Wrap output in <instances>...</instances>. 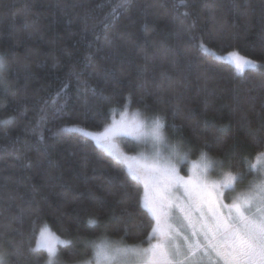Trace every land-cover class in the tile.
I'll use <instances>...</instances> for the list:
<instances>
[{
	"label": "trees",
	"instance_id": "obj_1",
	"mask_svg": "<svg viewBox=\"0 0 264 264\" xmlns=\"http://www.w3.org/2000/svg\"><path fill=\"white\" fill-rule=\"evenodd\" d=\"M184 3L0 0L7 264H47L46 251H31L45 225L70 242L59 246L56 264L91 259L93 241L148 244L155 220L143 185L76 128L104 129L127 98L130 109L162 117L192 158L203 150L230 163L243 175L237 188L256 175L245 161L264 150V65L240 73L206 48L264 62V0Z\"/></svg>",
	"mask_w": 264,
	"mask_h": 264
},
{
	"label": "snow or ice",
	"instance_id": "obj_2",
	"mask_svg": "<svg viewBox=\"0 0 264 264\" xmlns=\"http://www.w3.org/2000/svg\"><path fill=\"white\" fill-rule=\"evenodd\" d=\"M126 3L127 0H121L120 6ZM180 4L186 6L184 0H180ZM229 59L238 70L254 63L235 51L229 53ZM3 67L4 58L0 56V69ZM130 104L127 98L125 112ZM139 115L137 113L131 120L122 115L118 123L95 134L94 139L114 159L126 163L131 177L144 181L146 190L152 185L153 193L145 192L143 206L156 221L153 236L148 238L147 247L128 245L123 238L119 243L90 242L92 258L77 264H200V254L209 256L211 253L218 258L217 264H264V150L257 152L251 162L245 161L250 171L260 173V179L250 182L246 189L232 197L231 202L225 203V194L236 191V184L243 175L232 170L233 166L227 161L209 160L203 150L199 161H189L186 151L169 143L159 116L149 120ZM118 135L136 139L148 137L144 147L150 156L142 154L135 164L127 163L126 154L113 143ZM184 163L191 165L187 176L181 175L178 167ZM217 166L228 170L222 173V178L210 180L209 174ZM181 188L187 200H172V190ZM193 213L198 214L195 220ZM89 222L95 223L94 220ZM186 229L191 230L190 235ZM177 236L183 237L186 250L176 242ZM52 239L53 234L45 226L39 232L36 246L31 249L33 253L46 251L47 264H56L59 256ZM56 239L59 243H70ZM0 264H7L3 256H0Z\"/></svg>",
	"mask_w": 264,
	"mask_h": 264
},
{
	"label": "rangeland",
	"instance_id": "obj_3",
	"mask_svg": "<svg viewBox=\"0 0 264 264\" xmlns=\"http://www.w3.org/2000/svg\"><path fill=\"white\" fill-rule=\"evenodd\" d=\"M206 50L210 53V54H213L214 56H216L217 58L221 59V60H226L227 62H230L232 63V61L229 59V53L235 51V52H238L237 50H232V51H228V52H224V53H221V52H218V51H215L211 48H206ZM239 53V52H238ZM241 56H244L242 55L241 53H239ZM244 57H247V56H244ZM249 58V57H247ZM251 61H253L254 63L251 64V65H247L245 66L243 69L241 70H238L236 68V70L240 73H242L245 69L247 68H258V67H261L262 65H264V62H261V61H257L255 59H252V58H249ZM233 64V63H232ZM234 65V64H233ZM235 66V65H234ZM137 113H139V118L143 119L145 117H147L149 120H151L152 118L154 117H149L148 115H145L144 113H142L139 109H130V107L128 106L127 108V111L125 112L124 110H122L121 113H119L118 115H115L113 117V120L111 121V123L109 125H107L105 128H108L110 126H112L113 124H116L118 123L121 118H122V115L123 117L126 119V120H131L133 118L134 115H136ZM160 117V116H159ZM161 121L163 122L164 124V120L162 117H160ZM149 127H150V124H149ZM77 129L81 130L83 133H85L86 135L92 137L94 139V135L97 134V133H100V132H103L104 129H101V130H89L85 127H82V126H77L76 127ZM164 134L166 136V138L168 139L169 143L171 144H175V145H179L181 147V149L183 150L182 148V142L178 139V138H174L170 135L167 134V132L165 131L164 129ZM95 140V139H94ZM149 141V138L146 137V136H143V137H140L139 139H136V138H133V137H130V136H116L113 140V143L122 151L126 154L127 156V163H133L135 164L136 161L138 160H141V157H142V154L143 155H149L150 156V152L148 149H146L144 147L145 143ZM96 142V141H95ZM101 147V146H100ZM102 148V147H101ZM104 149V148H103ZM105 150V149H104ZM106 151V150H105ZM186 151V149H185ZM187 152V151H186ZM188 153V152H187ZM188 160L189 161H199V157L198 158H192L189 154H188ZM211 161H214L213 159ZM122 162V161H121ZM125 167L127 168V164L122 162ZM183 164H180L178 165V167L180 168V174L183 175V176H187L189 175V168H190V163H185V166H186V171L183 170V167H182ZM216 171L218 172V174H216ZM220 175H222V171L220 170V168L216 167L214 171H212L210 174H209V179L210 180H216V179H220ZM260 179V173L257 172L256 175H254V177H252V180H248L247 182H245L243 185H241L240 187H236V190L235 192H231V196L234 197L237 193L243 191L244 189H246L249 185L250 182L252 181H256V180H259ZM142 185H143V188H144V195H143V201H144V196H145V192L147 191L149 195H152L153 193V188H152V185L149 184V187L147 188V190L145 189V184H144V181H139ZM171 199L172 200H177L179 199L181 202H184L187 200V196L186 194L184 193L183 189H179V190H172L171 192ZM231 202V201H230ZM225 203H229L226 201V194H225ZM206 206H205V211H206ZM177 215H179V213H177ZM198 214L197 213H193V219L195 220L196 219V216ZM155 220V219H154ZM47 226V228L50 230V232L53 234V239H52V243L56 246L57 248V251H58V248L61 244H64V243H59L57 241V237L59 238V241H66V239L58 236L48 225H45ZM44 226V227H45ZM156 226V221H155V225L154 227ZM153 227V228H154ZM43 228V227H42ZM187 233L190 235V229H186ZM153 233L151 231L150 233V236H152ZM149 236V237H150ZM176 242L179 243L181 246H182V249L186 250V245L184 244V240H183V237L182 236H177L176 238ZM109 242H113V243H118V242H115V241H109ZM152 242L155 243V238L152 239ZM148 244L146 246H142V247H147ZM217 260L218 258L215 257V254L214 253H211L209 256H203L202 254H200V264H217ZM94 264V262H93Z\"/></svg>",
	"mask_w": 264,
	"mask_h": 264
}]
</instances>
